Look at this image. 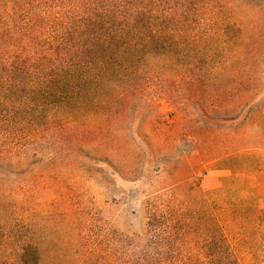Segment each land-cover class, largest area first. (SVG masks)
<instances>
[{"label": "trees", "instance_id": "1", "mask_svg": "<svg viewBox=\"0 0 264 264\" xmlns=\"http://www.w3.org/2000/svg\"><path fill=\"white\" fill-rule=\"evenodd\" d=\"M262 58L264 0H0V264H264L256 201L237 178L203 190L176 151L191 104L233 109ZM92 172L147 184L110 199L135 197L138 231L87 195Z\"/></svg>", "mask_w": 264, "mask_h": 264}, {"label": "rangeland", "instance_id": "2", "mask_svg": "<svg viewBox=\"0 0 264 264\" xmlns=\"http://www.w3.org/2000/svg\"><path fill=\"white\" fill-rule=\"evenodd\" d=\"M248 65H253V72H241L234 76L235 80L245 84V90L239 94L227 91L220 98L235 100L233 109L225 113L218 111L214 105L215 99L219 97L211 93L205 95L201 113L194 103L191 104L187 140L180 141L176 151L188 153L193 166V182L200 184L203 190L215 191L219 187L228 189L226 185L229 181L237 178L243 192L256 201L261 212L257 243L264 261V58ZM251 81L254 86H247ZM155 109V113L167 123L180 118L166 100H158ZM216 115L223 118L221 122L215 120ZM91 165L97 169L108 168L105 162H93ZM143 166L151 167L146 162ZM150 173L153 190L169 182L164 170ZM89 174L92 176L80 179L87 195L107 216L115 218L119 228L138 231L144 217L135 197L128 201L123 198L116 204H112L110 199L112 194L119 195L129 189L143 191L148 187L147 184L139 180L129 182L115 176V187L109 189L104 186L106 183L99 182L101 177L97 172ZM247 257L243 262L250 261Z\"/></svg>", "mask_w": 264, "mask_h": 264}]
</instances>
